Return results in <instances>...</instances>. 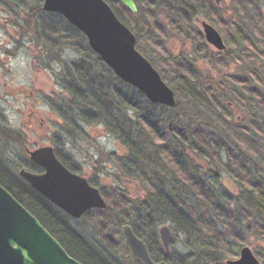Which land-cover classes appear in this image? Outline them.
I'll use <instances>...</instances> for the list:
<instances>
[{
	"label": "trees",
	"instance_id": "obj_1",
	"mask_svg": "<svg viewBox=\"0 0 264 264\" xmlns=\"http://www.w3.org/2000/svg\"><path fill=\"white\" fill-rule=\"evenodd\" d=\"M21 1L0 0V8L8 13V21L18 28L22 38L30 34L36 39V48L42 49L43 47V51H39V54L36 53V59L41 58L43 61L50 59L48 48H55L56 52H62L64 47L69 46L79 52V59L65 62L61 71L55 75L57 85L62 88V92L58 95V105L49 104L56 113L64 117L68 126L73 125L79 133H83L78 127L79 124L77 125V123H80L78 120L90 125L104 124L107 132L116 137L129 155V158L124 157V160H120L124 162L121 164V169L126 172L128 177L135 176L139 167L145 166L152 169V166L155 165L154 167L165 171L168 177L172 172L175 177L181 178L198 194H200L198 190H200L202 160H205L206 157L210 158V156L215 157L219 153L217 150H213L211 153L206 148L210 146L230 147L232 151L228 150L227 155L229 157L222 165L223 169L234 176L239 188L250 194L249 196L254 202H248V208H252L255 204L254 207L258 210V213L264 214V178L259 177L256 171L255 174L252 172V168L248 167L246 154L243 150H238L241 144L248 146L258 137L255 136L252 139L254 135L252 128L247 127L239 130L240 133H236L238 140L235 137V140L228 143H222L219 140L221 136L211 131L207 134H195L192 142L188 143L193 152V156H189L185 153L184 148L187 145L185 134L182 135L176 132L171 134L169 127V133H167L162 127L165 120L155 115V111L159 107L150 102L141 91L122 81L90 48L82 31L70 24L63 15L43 11L44 0H32L38 6L32 5L31 9L25 8L23 12L21 11V7H23V5H20ZM106 1L111 5L117 16L137 35L139 44L141 41L145 42L149 48L148 53L151 58L156 59L158 57L165 60L169 58L167 48L164 45L163 26L157 18L158 10L165 4L158 0H135L138 12L134 13L121 0ZM248 1L253 3V8L246 5ZM237 2H240V6L237 9L236 17L243 18L244 23L225 22L219 15L214 0H175L172 2L173 7L165 8V11L167 17L171 19V25L177 34L186 37L191 34L194 35L199 42L198 49L205 50L207 44L204 34L193 27L194 17L203 15L204 11L205 17L220 28L227 43L239 52V56H242L245 62H251L252 59L254 60L258 56L262 55L264 57V45H261L264 40L263 15L260 6L264 0H239ZM141 15L144 17L143 22L138 23L137 18H141L138 17ZM230 28H234V31L230 32ZM38 32L42 36V40L37 39ZM146 35H148L147 38ZM221 54L229 57L230 51ZM175 61L170 60L169 63L173 69L174 79L172 84L174 87L176 86L178 94L181 96L185 92L186 97L197 105L205 106L208 112L213 111L215 113V107L217 112L220 110L222 114L228 116V101L230 99L227 92L223 91L218 94L219 86L217 88L204 87L203 81L206 84L208 80H202L200 70L190 59L180 58ZM219 63L226 65V61L218 60L216 64L219 65ZM254 77L253 73L249 79H235L234 81L238 85L233 84L230 90L237 100L243 101L242 97L244 96L251 106H255L258 113L264 115L262 96H259L256 88L251 85ZM222 96L226 97L221 102L220 98ZM70 111L76 113L73 114L74 118L68 113ZM179 119L180 117H175L172 122L177 123ZM252 125L256 128L257 133L264 134V127L258 125L256 120H252ZM0 138L1 141L11 145L22 147L27 145L23 133L8 126L0 125ZM227 138L230 139L226 136ZM53 145L56 146L57 157L71 171L76 172V169L62 157L59 151L61 147L59 140ZM154 151H156L160 160L155 158ZM21 157H23L22 161L15 164L33 172H42L41 167L31 161L26 152ZM213 160L214 162H222V160L216 158H213ZM126 163L129 164L130 168L126 166ZM10 166H12L10 157L0 151V183L41 221L71 256L84 264H119L113 257V254H115L113 243L118 241L116 237L119 234L118 231L114 230L115 225L130 222L131 218L129 216H131V213H135L137 218L141 212L136 206L132 205L130 200L122 195L113 197L105 193L104 189L100 187L108 202L107 209L90 210L84 216L93 218L94 215L99 221V229L103 235V240L102 243L98 244L93 241V238V240L87 239L77 231L70 222L71 216L32 188L20 176L19 172L13 171ZM129 169H133V172ZM143 179L144 185L152 193L155 192L156 189L148 181V178ZM93 185L98 186V183L95 182ZM175 198L173 200L160 198L158 201H161L165 210L160 212L166 213L168 219L177 222L179 228L185 233H191L187 229L188 225L191 226L195 230L193 233L198 238L201 247L196 258L181 261V264H227V259H232L238 255L239 245H241L243 238L240 229L231 220L223 222L224 229L218 228L212 221L205 219V215L198 214L209 213V210L206 209L200 212V207L192 206L188 215L185 202L178 199V197ZM149 203L150 201L146 202L147 205L143 203V206H145V212L150 211L149 217L152 218L153 212L151 210L154 209ZM209 204L212 205L211 202ZM95 212H97V215L94 214ZM219 213L225 219L224 214L230 212L223 210ZM106 216L109 219L105 221ZM190 218L195 219V221ZM240 218H247V213H242ZM162 219L160 218L158 222L153 221L147 231L141 230L136 224H133V227H135L137 234L147 242L154 258L164 256L169 264H179L177 260L164 255L163 248L157 243L159 239L156 236V225ZM109 220H111L110 223ZM110 224L113 229L106 230V227ZM148 232L151 233L154 240L149 238ZM124 246L129 251L125 243ZM137 261L144 264L138 259Z\"/></svg>",
	"mask_w": 264,
	"mask_h": 264
},
{
	"label": "rangeland",
	"instance_id": "obj_2",
	"mask_svg": "<svg viewBox=\"0 0 264 264\" xmlns=\"http://www.w3.org/2000/svg\"><path fill=\"white\" fill-rule=\"evenodd\" d=\"M158 1L165 4L158 10L157 18L162 24L161 26H163L164 45L167 48L169 58L165 60L156 57L158 61L151 58L148 53L149 48L144 41H141L140 44L138 42L137 48L149 58L153 65L160 71L165 81L175 91L177 90L176 86L174 87L172 84V80L174 79L173 69L169 62L170 60L175 61L180 58H188L200 70L202 80H208L206 84L203 81L204 87L217 88L219 86L218 94L223 91L227 92L228 98L230 99L228 101V116H225L220 110L217 112L215 107V113L213 111H209V113L205 106L197 105L190 98L186 97L185 92L180 96L176 91L179 104L177 109L170 110L156 104L159 108L156 109L155 115L165 120L162 127L167 133H169V127L171 134L172 132L182 135L185 134L187 137V145L192 142L195 134H207L211 131L221 136L219 140L222 143H228L229 141L235 140V137L238 140L236 133H240L239 130L247 127L252 128L254 134L252 139L255 136L258 137L251 144H248V146L241 144L238 150H243L244 154H246L248 167L252 168V172L255 174L256 171L259 177L264 178V134L257 133L256 128L252 125V120H256L258 125L264 127V115L258 113L255 106H251L250 102L245 100L244 96L242 97L241 95L243 101L240 102V100H237L230 90L233 84L238 85L234 81L235 79H249L254 73L255 77L251 85L256 88L258 95L262 96V101L264 102V57L261 55L254 60L252 59L251 62H245L243 57L239 56V52L233 49L226 40L230 51L229 57L220 55V53L224 52L218 51L207 43L205 50L198 49L199 42L196 37L192 34L189 37L177 34L171 25V19L167 17L165 8L173 7L172 2L175 0ZM237 1L239 0H223L219 5L222 13L221 17L225 22L229 23L232 21V18H236L237 6H240V2ZM20 5H23L21 7L22 12L25 8L31 9L32 5L38 6L32 0H22ZM261 11L264 19V4L261 6ZM138 17L141 18H137V22H143L144 17L142 15ZM200 17L210 22L203 15ZM4 20L7 21L5 22ZM213 25L222 33L217 25ZM193 27L203 31L201 25L195 23L194 20ZM233 31L234 28H230V32ZM36 36L37 39L42 40L39 32ZM147 37L148 35H146ZM35 41L36 39L30 34L22 38L18 28L12 22L8 21V13L0 8V125L21 131L27 141V145L22 147L1 141L0 138V151L10 157L12 162V166L10 167L18 173L21 168H25L18 164L22 161L23 157L21 156H23L24 152L28 155L26 148L35 149L44 145H52L56 151V146L53 144L59 140L61 146L59 151L62 157L76 169L75 173L86 177L91 184L98 183V186L95 185L96 187L99 189L102 187L105 193L113 197L122 195L130 200L133 206L141 210L140 213L147 215L150 211L147 210L145 212V209L142 210L145 200L144 192H146L143 187L144 185L141 184L142 182L137 179L136 175L128 177L121 170L123 161L120 160H124L126 156L125 147L115 136L107 132L104 124L101 123L90 125L78 120L80 123H75L77 125L79 124L78 127L83 132L79 133L73 125L68 126L64 117L56 113L51 105H49H58V95L62 92V88L57 85L55 75L61 71L65 62L79 59V52L69 46L64 47L62 52H56L55 48H48L50 59L43 61L41 58L36 59V53L39 54V51H43V47L42 49L36 48ZM262 44L264 45V40ZM229 51L226 53H229ZM218 60L226 61V65L220 63L217 65L216 62ZM225 97L222 96L220 101L222 102ZM68 113L72 117L73 114H76L74 111ZM175 117H180L177 123L172 122ZM226 136L230 137V139H226ZM228 148L229 151H232L230 147ZM186 152L189 156H193L190 148H187ZM153 154L156 159L160 160L156 151ZM223 159L225 162L227 161L226 157ZM16 162L18 164H15ZM210 167L212 168V166ZM148 171L152 173L151 169H148ZM235 181L234 176L224 170L222 173V181L219 183V189L229 195V200L213 201L212 205L195 198L193 194L187 200L184 193H190L189 189L179 181L175 182L172 180V186L174 185L175 192L183 198L182 200H187L189 204L188 211L191 212L192 206L196 208L200 207V212L206 209L209 210L206 216L209 217L211 214L222 229H224L222 226L224 219L219 212L226 210L230 212L229 214H234L232 215V219L236 218L235 225L240 228L243 238L241 245H239L238 255L234 258L239 256L240 248L243 245H249L260 262L264 264V214L258 213V210L254 207L255 204L252 208H248L247 203L254 201L248 193L241 188L238 189L237 181ZM169 187L170 185L167 188ZM121 190L122 193L120 192ZM149 204L154 209L151 211L157 213V218L160 219V211H165L161 201L159 202L156 199L153 202L150 201ZM140 213L137 214L140 215ZM218 213L221 216L220 218L217 217ZM242 213H247V218L241 219ZM94 214L97 215V212ZM198 214L202 215L203 213ZM84 216L81 218H71L70 222L72 226L83 236L87 237V239L93 238L94 240H92L95 243H102L103 235L99 229V221L94 215L93 218H86ZM107 216L105 221L109 219ZM166 216L167 214L165 213V217L156 225V232L163 224L170 226L173 232V241L171 243L172 257L179 264H181V261H189L196 258L201 247L198 238L193 233L195 230L188 225L187 229L191 233H185L179 228L178 223L171 221ZM129 218H131L130 222L127 223L132 225L135 223L138 225L135 213H131ZM190 219L193 220V218ZM227 219H229V216L228 218L225 217V220ZM110 221L108 222L110 223ZM121 225L116 224L114 228L115 231L119 232L116 237L118 243H113V247L115 248V254H113L114 259L119 264H141L125 248ZM106 228V230L112 228L111 224ZM148 236L154 240L150 232H148Z\"/></svg>",
	"mask_w": 264,
	"mask_h": 264
},
{
	"label": "water",
	"instance_id": "obj_3",
	"mask_svg": "<svg viewBox=\"0 0 264 264\" xmlns=\"http://www.w3.org/2000/svg\"><path fill=\"white\" fill-rule=\"evenodd\" d=\"M131 11L137 12L134 0H121ZM223 0H215L221 4ZM42 10L63 15L84 33L90 48L124 82L141 91L154 103L167 107L178 105L175 90L160 71L137 48V36L115 13L106 0H44ZM205 39L218 51L226 53L228 46L220 31L199 17ZM30 160L42 172L26 168L20 176L42 196L72 218H81L92 209L106 210L108 202L101 190L89 180L71 171L56 155L52 145L26 148ZM161 242L170 252L172 232L168 225L159 230ZM122 236L130 255L144 264H169L155 261L147 243L130 224L122 226ZM0 264H84L71 256L61 242L41 221L20 203L0 183ZM227 264H262L249 245H243L236 259Z\"/></svg>",
	"mask_w": 264,
	"mask_h": 264
},
{
	"label": "flooded vegetation",
	"instance_id": "obj_4",
	"mask_svg": "<svg viewBox=\"0 0 264 264\" xmlns=\"http://www.w3.org/2000/svg\"><path fill=\"white\" fill-rule=\"evenodd\" d=\"M135 1V0H134ZM135 3H136V1H135ZM214 3H215V5L218 7V13H219V15L221 16V11H220V4L219 5H217L216 4V2H215V0H214ZM222 3V2H221ZM237 3V2H236ZM262 4H264V2L263 3H261V5L260 6H262ZM136 5H137V3H136ZM249 8L251 7V8H253V3H250L249 1L247 2V4H246ZM237 8H238V6H237ZM133 12V11H132ZM137 12H138V6H137ZM137 12H134V13H137ZM201 15H196L195 17H194V21H195V23H198L197 21H196V18L197 17H199L200 18V20H202V21H206L205 19H202L201 17H200ZM203 16L205 17V12L203 11ZM206 18V17H205ZM243 21H245L243 18H240V17H236V18H234V19H232V21L231 22H240V23H244ZM263 22H264V19H263ZM198 24H200V23H198ZM262 29L264 30V26H262ZM254 30V29H253ZM202 33H203V31H202ZM205 37V36H204ZM207 43V42H206ZM225 43H226V41H225ZM208 44V43H207ZM227 44V43H226ZM228 46V45H227ZM228 51H229V47H228ZM227 51V52H228ZM161 106H163V105H161ZM164 108H168V109H170V110H174L175 108H172V107H167V106H163ZM184 148H185V150H187V148H189V145H185L184 146ZM207 150H210L211 151V153H212V151L213 150H217L219 153H218V155L217 156H210V158H208V157H206L205 158V160H203L204 162L202 163V170H201V173H200V175H201V179H200V190H198V192L200 193V194H198V193H196V191L195 190H193L192 189V187L188 184V183H186L185 181H183L181 178H178V177H175V175L172 173V172H170V176L168 177L167 175H166V172L165 171H162V170H160L159 168H156V167H154V166H152V173H150L149 171H148V167H139V166H137V167H139V168H137V174H136V177H137V179L138 180H140L142 183L141 184H143L144 185V179L143 178H148V181L149 182H151V185L154 187V189H156L155 190V192H151L145 185L143 186L144 187V189H145V191L146 192H144V204H146V202H148V201H155L156 199L157 200H159L160 198L161 199H164V198H166V199H176L175 197H178V199H180V200H182L183 198H181L179 195H178V193H176L175 191V189H174V185L172 186V180H174L175 182L176 181H179V182H181L184 186H186V188H188L189 189V192L190 193H187V194H185L184 193V195H185V198L188 200L191 196H192V194L194 195V197L195 198H197V199H199V200H202V201H205V202H207V203H209V202H211L212 204H213V201L214 202H216V201H219V200H229V198H228V194L227 193H225V192H222V190L221 189H219V183L222 181V173L224 172V169H223V166H221V164L223 165L224 163H225V161H224V157H226V158H228L229 156L227 155V153H228V149L229 148H224V147H222V148H218V147H213V146H210V147H207L206 148ZM226 149V150H225ZM231 149V148H230ZM125 153H126V156L125 157H128L129 158V155H128V153H127V151H125ZM185 153H187L186 151H185ZM213 158H216V159H220V160H222V162H219V161H215L214 162V160H213ZM208 159H210V160H208ZM211 160H213V161H211ZM140 162V161H139ZM138 163V162H137ZM205 163H206V165H205ZM126 166L128 167V168H130L129 167V164L128 163H126ZM210 166H212V168L210 167ZM213 167H214V169H213ZM209 168V169H208ZM122 170V169H121ZM132 171L133 172V169H129V171ZM148 171V172H147ZM126 173V172H125ZM128 173V172H127ZM162 177H163V181H162ZM151 178H152V180H151ZM236 182V181H235ZM237 183V185H238V189H239V184H238V182H236ZM168 184L170 185V187L169 188H167L168 187ZM93 185V184H92ZM95 186V185H94ZM172 186V187H171ZM102 192V191H101ZM121 193H122V190L120 191ZM239 192V191H238ZM154 193H156V194H154ZM102 194H103V192H102ZM239 195V194H238ZM248 195H250V194H248ZM103 196H104V194H103ZM105 197V196H104ZM106 198V197H105ZM107 200V199H106ZM187 200H183L184 202H185V209H186V212H187V214L189 215V212L190 211H188V208H189V204H188V202H187ZM143 204V205H144ZM147 205V204H146ZM145 209V206H143L142 207V210H144ZM208 213H203V215H205V219H207L208 221L210 220V221H212L217 227H221L219 224H218V222L216 221V220H214L213 219V216L210 214V216H211V218H209V217H207L206 215H207ZM221 214V213H220ZM227 218H228V216H229V219H227L228 221L229 220H231L232 221V223L233 224H235V222H236V218L235 219H232V215H234V214H229V213H225L224 214ZM235 215H236V213H235ZM152 218L151 217H149V213H147V215H145L144 213H140V215H139V217H137L136 219L138 220V227L141 229V230H145V231H147L148 230V228H149V225L151 224V223H153V221L154 222H158L159 221V219L157 218L158 217V215H157V213H152ZM163 217H165V213H161V215H160V218L162 219ZM218 218H220L221 216H219V213H218V216H217ZM223 219H224V217H223ZM171 221H173V220H171ZM225 221V219L222 221V226H223V222ZM173 222H175V221H173ZM238 222V221H237ZM177 223V222H176ZM124 224H130V223H124ZM123 224V225H124ZM135 224V223H134ZM123 225H121V233H122V226ZM132 227H133V225L132 224H130ZM163 225H166V224H163ZM162 226V225H161ZM160 226V227H161ZM160 227H159V230H160ZM169 228H170V226H169ZM133 229H134V231H135V233L137 234V231L135 230V227H133ZM181 229V228H180ZM240 229V228H239ZM159 230L156 232L157 233V237H158V239L159 240H157V243L163 248V250H164V255H168V256H170V257H172V253H171V245H170V252H167L166 250H165V248L163 247V244H162V242H161V238H160V233H159ZM170 230H171V228H170ZM171 232H172V230H171ZM138 235V234H137ZM139 236V235H138ZM140 237V236H139ZM140 238H142V237H140ZM124 239V238H123ZM143 239V238H142ZM144 240V239H143ZM145 241V240H144ZM172 241H173V232H172ZM146 242V241H145ZM125 243V242H124ZM147 243V242H146ZM172 243V242H171ZM126 245V244H125ZM148 245V244H147ZM154 245H155V243H154ZM127 246V245H126ZM149 247V246H148ZM242 248V247H241ZM240 248V249H241ZM149 251H150V254H151V256H152V253H151V250H150V248H149ZM129 252H130V249H129ZM171 253V254H170ZM152 258L155 260V261H162V260H165V261H167L168 263H169V261L168 260H166L165 259V257L163 256V257H160V258H154L153 256H152ZM135 259H138V260H140V261H142L141 259H139V258H135ZM172 259H175V258H173L172 257Z\"/></svg>",
	"mask_w": 264,
	"mask_h": 264
}]
</instances>
